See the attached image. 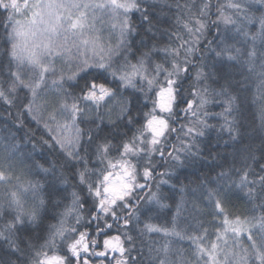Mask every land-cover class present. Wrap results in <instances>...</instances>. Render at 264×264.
<instances>
[{
	"label": "snow or ice",
	"instance_id": "1",
	"mask_svg": "<svg viewBox=\"0 0 264 264\" xmlns=\"http://www.w3.org/2000/svg\"><path fill=\"white\" fill-rule=\"evenodd\" d=\"M0 107V264H264V0H0Z\"/></svg>",
	"mask_w": 264,
	"mask_h": 264
},
{
	"label": "trees",
	"instance_id": "2",
	"mask_svg": "<svg viewBox=\"0 0 264 264\" xmlns=\"http://www.w3.org/2000/svg\"><path fill=\"white\" fill-rule=\"evenodd\" d=\"M259 14V13H257ZM214 111L219 112L221 110L220 106L218 104L211 106ZM14 120V116H9L7 113L4 112L3 107H0V141H3L5 136H9V134H15L16 136H23L26 131H28L27 125L25 128L21 131H17V128H19V124L17 123L15 127L13 126L12 121ZM252 120V110L246 109L245 111V123H248ZM32 132H36V128L30 129ZM23 144H28V139L25 137ZM227 152H231L232 149L228 148L226 149ZM200 165L195 164L192 167H189L188 169L183 170L184 174L181 176V179H184V176H187L188 179L192 181H196L197 175L200 174L199 172ZM187 183V180L185 181ZM241 209L243 208V205H240ZM185 243V242H182Z\"/></svg>",
	"mask_w": 264,
	"mask_h": 264
}]
</instances>
